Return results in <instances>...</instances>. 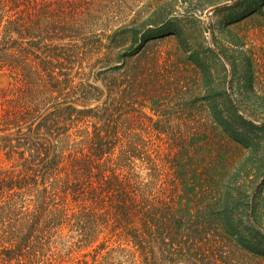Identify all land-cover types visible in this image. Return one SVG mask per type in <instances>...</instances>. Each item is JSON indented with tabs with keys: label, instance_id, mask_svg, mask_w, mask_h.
<instances>
[{
	"label": "trees",
	"instance_id": "trees-1",
	"mask_svg": "<svg viewBox=\"0 0 264 264\" xmlns=\"http://www.w3.org/2000/svg\"><path fill=\"white\" fill-rule=\"evenodd\" d=\"M115 1L0 0V71L10 78L0 89V264H66L55 250L64 228L93 248L80 264H223L226 243L255 245L247 226L258 223L264 152L243 156L264 142V105L240 113L233 102L224 116L211 103V126L191 115L166 153L173 126L143 111L151 100L163 114L143 89L147 65L133 60L152 31L137 41L138 27H119L112 46L125 55L104 59L113 27L103 18L124 10Z\"/></svg>",
	"mask_w": 264,
	"mask_h": 264
},
{
	"label": "rangeland",
	"instance_id": "rangeland-1",
	"mask_svg": "<svg viewBox=\"0 0 264 264\" xmlns=\"http://www.w3.org/2000/svg\"><path fill=\"white\" fill-rule=\"evenodd\" d=\"M119 5L124 10L116 20L103 18L102 26L113 27L102 37L109 47L104 48V59L125 55V49L112 46L113 32L119 27H138L140 33L137 28L138 34L133 37L137 41L143 29L152 31L145 47L133 60L141 58L143 65H147L148 81L143 89H148L147 98L157 93L163 114L159 116L152 111L151 100H147L149 106L143 111L154 120L162 119L163 125L173 126L162 136L166 153L169 147L172 149L169 137H179L193 117L196 122L211 126L214 120L211 103L224 116L232 115L229 109L233 102L241 109L240 113L244 107L264 105V0H122ZM98 22L100 24L99 20L94 23ZM158 59L162 65L161 75L154 68ZM158 76L170 80V83L164 80L163 90L157 85ZM9 83V76L0 71V89ZM178 83L183 85V91L177 89ZM141 103H144L143 97L137 106ZM150 133L153 138L157 137L156 131ZM215 133L218 138L223 136L220 130ZM255 143L257 151L254 155H249L250 149H246L243 156L252 159L251 163L263 157L264 142L257 139ZM263 179L261 177L259 183ZM254 206L253 218L258 223L247 227L249 239L255 245L246 249L226 243L224 249L216 252L217 258H224L226 263L223 264H264V185ZM62 233L63 238H59L55 249L60 261L64 259L66 264L93 261V255H89L93 248H79L72 243L78 239L70 238L74 233L69 228H64ZM128 248L133 250L132 246ZM106 253L104 251L103 255Z\"/></svg>",
	"mask_w": 264,
	"mask_h": 264
}]
</instances>
